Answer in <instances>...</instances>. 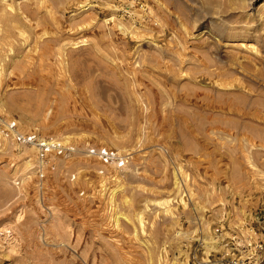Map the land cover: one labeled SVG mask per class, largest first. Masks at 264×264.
Wrapping results in <instances>:
<instances>
[{"label":"rangeland","instance_id":"374dc122","mask_svg":"<svg viewBox=\"0 0 264 264\" xmlns=\"http://www.w3.org/2000/svg\"><path fill=\"white\" fill-rule=\"evenodd\" d=\"M260 243L264 0H0V264H262Z\"/></svg>","mask_w":264,"mask_h":264},{"label":"built area","instance_id":"2783aa9c","mask_svg":"<svg viewBox=\"0 0 264 264\" xmlns=\"http://www.w3.org/2000/svg\"><path fill=\"white\" fill-rule=\"evenodd\" d=\"M7 131H9V133H14V136H16V138L20 142L35 145L39 150L40 157L42 158L47 153L53 150L63 152L62 147L52 139L39 138L35 134H24L20 132L17 129L15 121H9V123L7 124ZM90 153L91 155L98 156L106 164L115 163L121 166L125 162V157L121 152L110 150L107 147H101V148L91 147ZM256 247L259 251L264 252V244L260 243L256 245ZM237 263L238 260L236 259L232 261V264H237ZM262 264H264V262Z\"/></svg>","mask_w":264,"mask_h":264}]
</instances>
